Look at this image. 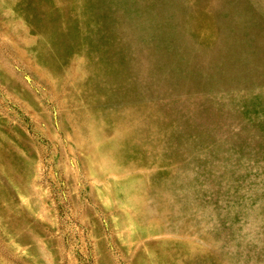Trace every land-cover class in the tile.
I'll return each mask as SVG.
<instances>
[{
    "label": "rangeland",
    "instance_id": "1",
    "mask_svg": "<svg viewBox=\"0 0 264 264\" xmlns=\"http://www.w3.org/2000/svg\"><path fill=\"white\" fill-rule=\"evenodd\" d=\"M0 264H264V0H0Z\"/></svg>",
    "mask_w": 264,
    "mask_h": 264
}]
</instances>
